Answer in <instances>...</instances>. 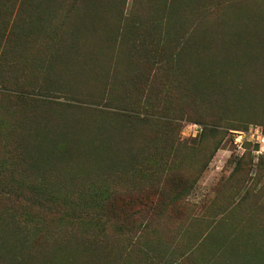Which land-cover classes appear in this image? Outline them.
<instances>
[{"label": "rangeland", "instance_id": "1", "mask_svg": "<svg viewBox=\"0 0 264 264\" xmlns=\"http://www.w3.org/2000/svg\"><path fill=\"white\" fill-rule=\"evenodd\" d=\"M14 9L0 28V74L12 81L0 86V170L17 185L31 170L43 187L35 196L52 198L54 187L66 209L150 199L155 187L161 197L140 227L119 219L100 233L33 207L22 230L0 228V264H264V144L244 142L239 156L230 135L264 133V0H18ZM138 71L147 83L139 101L127 94L135 107L106 102Z\"/></svg>", "mask_w": 264, "mask_h": 264}, {"label": "trees", "instance_id": "2", "mask_svg": "<svg viewBox=\"0 0 264 264\" xmlns=\"http://www.w3.org/2000/svg\"><path fill=\"white\" fill-rule=\"evenodd\" d=\"M18 3V0H0V28L5 26L11 19L18 14V11L14 9V5ZM1 30V29H0ZM3 34V32H2ZM142 44H139L141 47ZM144 49L141 47V51ZM146 57H141L137 62L146 63L149 61L148 59H143ZM166 60V59H165ZM154 61V60H153ZM159 60L151 62V64H158ZM114 73H111V81L114 78ZM10 78V77H9ZM125 80L129 81L130 85H132V89H126V86L123 87V96H120V99L112 96V91L109 89L107 93H105L106 102H114L116 104L121 105L125 110H131L135 103L128 100L127 94L135 91L130 97H133L134 100H138L141 98L143 90L142 86L147 83V79L145 74L141 71L134 72L131 75H127ZM10 81H7L5 77L0 74V86L1 88L7 85ZM124 83V81H123ZM16 84H13V86ZM130 88V86H129ZM16 90V88H15ZM181 91L186 94L188 92V88H185V91L181 89ZM211 93L200 92L197 89V98L203 99L204 97H209ZM10 97H14L15 100H19L22 98L21 92L16 94V92H11ZM147 101V100H146ZM139 106V105H138ZM142 109L149 108L148 104H142ZM20 162H26L27 157L20 156ZM33 170V169H32ZM21 185H17L12 180V173L8 171L4 173L0 170V228H10L12 231H20L22 230L21 219L26 214V212L33 211L32 208L35 207V210L38 211L36 216L46 215H57L63 212L70 213L72 217H76L79 221L82 220L77 225L80 226L81 229H88L90 225H94L96 228L98 227V233L104 232L103 228L111 223H114L116 220L124 219L132 223L133 221H137L140 223L138 227L141 226V222L145 221L148 216H150L153 211L159 206L160 201L158 200L161 197V190L159 188H154L153 197L149 199L148 195L140 194L138 198H125V197H109L105 199L103 202L87 205H73L67 209L63 206L64 202L59 200V194L55 190L54 187H50L48 189L49 197L45 198L42 195L35 196L34 190H40L43 188L41 185H38L35 182H32L33 176L31 170H27L23 168L21 171ZM37 174V172H35ZM29 177V178H28ZM28 179V182L25 181ZM23 184L29 185L32 191L27 186H22ZM58 194V195H57ZM54 197H58L55 199ZM117 198H123L118 200ZM45 208V209H44ZM138 218V219H137ZM140 221V222H139ZM24 223V222H23ZM90 223V225L88 224ZM85 224V225H83ZM88 225V226H86ZM141 261V259H140Z\"/></svg>", "mask_w": 264, "mask_h": 264}, {"label": "built area", "instance_id": "3", "mask_svg": "<svg viewBox=\"0 0 264 264\" xmlns=\"http://www.w3.org/2000/svg\"><path fill=\"white\" fill-rule=\"evenodd\" d=\"M232 138V143L235 150L238 152L237 154L240 156L243 153V144L244 142H251L252 144L258 145V147H262L264 144V133L258 128L253 127L252 129H248L246 132L244 131H232L230 133ZM254 154H260V151L257 149L253 151Z\"/></svg>", "mask_w": 264, "mask_h": 264}]
</instances>
